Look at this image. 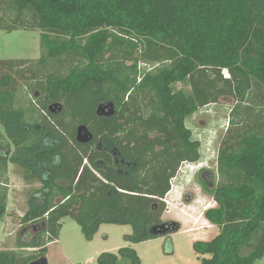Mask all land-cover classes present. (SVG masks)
I'll use <instances>...</instances> for the list:
<instances>
[{
    "label": "trees",
    "instance_id": "1",
    "mask_svg": "<svg viewBox=\"0 0 264 264\" xmlns=\"http://www.w3.org/2000/svg\"><path fill=\"white\" fill-rule=\"evenodd\" d=\"M0 30H39L43 51L37 61L0 60V223L10 165L40 185L21 219L33 237L1 250L0 264L47 257L67 217L87 241L105 224L131 226V244L158 238L151 231L165 224L172 180L202 160L187 122L224 98L236 105L216 175L201 182L216 203L204 217L219 232L193 250L201 264L264 257V0H0ZM29 80L37 83L36 107L17 86ZM184 83L190 93L176 90ZM55 103L62 113L49 112ZM109 103L115 116L100 117ZM81 125L93 143L77 142ZM167 225V235L181 229ZM97 264L143 262L124 247Z\"/></svg>",
    "mask_w": 264,
    "mask_h": 264
},
{
    "label": "rangeland",
    "instance_id": "2",
    "mask_svg": "<svg viewBox=\"0 0 264 264\" xmlns=\"http://www.w3.org/2000/svg\"><path fill=\"white\" fill-rule=\"evenodd\" d=\"M40 35L39 30H0V60H39L43 55ZM225 77H228L226 71ZM29 82L32 85H27L26 89L23 82H18L17 86L23 89L24 101L32 102V106L36 107L33 93L37 92V83L35 80ZM175 88L190 93L188 83L178 84ZM235 105L234 99L224 98L218 104L200 109L187 122L194 138L201 143L202 160L193 166L184 165L172 180L171 192L164 201L167 209L162 218L167 223H179L180 231L131 244L125 240L127 235L133 233L131 226L105 224L93 241H87L80 226L67 217L62 220L63 228L59 240L48 247L49 264H97L99 255L117 253L124 247L136 249L143 264H201L193 250V243L210 241L219 232L204 217L206 210L215 207L216 203L205 193L201 182H212L216 175L220 141L227 131ZM200 169H205L208 175L202 177L201 172H197ZM8 177L10 192L7 216L0 223V251L16 250L20 238L28 242L33 237L34 229L22 226L21 219L28 210L33 188L40 187L39 184H26L12 165L9 167ZM255 264H264V257Z\"/></svg>",
    "mask_w": 264,
    "mask_h": 264
},
{
    "label": "water",
    "instance_id": "3",
    "mask_svg": "<svg viewBox=\"0 0 264 264\" xmlns=\"http://www.w3.org/2000/svg\"><path fill=\"white\" fill-rule=\"evenodd\" d=\"M109 109L107 115L115 114V105L109 103L107 105L100 106L98 108L97 114L100 116L105 113L106 110ZM63 111V105L61 103H55L49 107V112L53 115H57ZM94 134L90 131V129L86 125H81L77 129L76 140L80 144H89L93 141ZM169 232V226L167 223L152 229L151 233L153 235H157L159 237L166 236ZM29 264H49V260L47 257H41L38 260L32 261Z\"/></svg>",
    "mask_w": 264,
    "mask_h": 264
},
{
    "label": "flooded vegetation",
    "instance_id": "4",
    "mask_svg": "<svg viewBox=\"0 0 264 264\" xmlns=\"http://www.w3.org/2000/svg\"><path fill=\"white\" fill-rule=\"evenodd\" d=\"M108 112H109V109L106 110L104 114L100 115V117H103V118H106V119H111V118H113V117L115 116V114H113V115H107ZM61 113H62V112H61ZM59 114H60V113H59ZM94 139H95V137H94ZM94 139H93V141H94ZM93 141H92L91 143H93ZM108 141H109V140H107V138H106V139H99V141H98V146H99L100 148H102V145H103L104 143H107ZM91 143H89V144H91ZM106 149H107V148H106ZM106 149H105V150H106ZM107 151H108V150H107ZM108 152L114 157L115 162H116L117 165H119V163L124 164V161H119V160L117 159V156H118V155L120 156V153L117 152V150H115V148L109 150ZM128 166H130V165H128ZM207 173H208L207 171L201 172L202 177H203V176H206L205 174H207ZM207 183H208V182H207ZM165 223H167V222H165Z\"/></svg>",
    "mask_w": 264,
    "mask_h": 264
},
{
    "label": "clouds",
    "instance_id": "5",
    "mask_svg": "<svg viewBox=\"0 0 264 264\" xmlns=\"http://www.w3.org/2000/svg\"><path fill=\"white\" fill-rule=\"evenodd\" d=\"M186 165H192V166H193V165H196V164H186ZM200 170H201V169H200ZM200 170H198L197 172H199Z\"/></svg>",
    "mask_w": 264,
    "mask_h": 264
},
{
    "label": "crops",
    "instance_id": "6",
    "mask_svg": "<svg viewBox=\"0 0 264 264\" xmlns=\"http://www.w3.org/2000/svg\"><path fill=\"white\" fill-rule=\"evenodd\" d=\"M57 242V241H56ZM56 242H53V243H56ZM53 243H51V244H53ZM51 244H49V245H51ZM49 245H48V247H49Z\"/></svg>",
    "mask_w": 264,
    "mask_h": 264
},
{
    "label": "built area",
    "instance_id": "7",
    "mask_svg": "<svg viewBox=\"0 0 264 264\" xmlns=\"http://www.w3.org/2000/svg\"><path fill=\"white\" fill-rule=\"evenodd\" d=\"M182 169V168H181ZM165 201V200H164ZM167 202V201H166Z\"/></svg>",
    "mask_w": 264,
    "mask_h": 264
}]
</instances>
